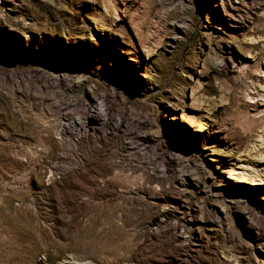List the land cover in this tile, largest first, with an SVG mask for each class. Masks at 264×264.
I'll return each mask as SVG.
<instances>
[{
	"label": "rangeland",
	"instance_id": "374dc122",
	"mask_svg": "<svg viewBox=\"0 0 264 264\" xmlns=\"http://www.w3.org/2000/svg\"><path fill=\"white\" fill-rule=\"evenodd\" d=\"M64 260L264 264V0H0V264Z\"/></svg>",
	"mask_w": 264,
	"mask_h": 264
},
{
	"label": "bare ground",
	"instance_id": "6f19581e",
	"mask_svg": "<svg viewBox=\"0 0 264 264\" xmlns=\"http://www.w3.org/2000/svg\"><path fill=\"white\" fill-rule=\"evenodd\" d=\"M63 264H73V263L71 261H69V260H64V263Z\"/></svg>",
	"mask_w": 264,
	"mask_h": 264
}]
</instances>
